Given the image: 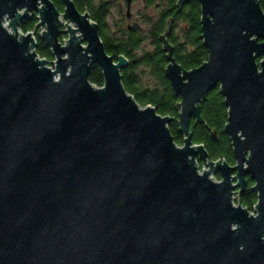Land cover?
<instances>
[{"label": "water", "instance_id": "1", "mask_svg": "<svg viewBox=\"0 0 264 264\" xmlns=\"http://www.w3.org/2000/svg\"><path fill=\"white\" fill-rule=\"evenodd\" d=\"M62 2L59 13L51 0H0V264H264L259 0H198L208 54L190 69L173 57L166 19L159 38L164 74L180 97V145L168 127L175 118L123 87L127 58L105 51L86 10ZM34 12L24 34L21 22ZM37 28L53 61L36 52ZM93 63L100 86L88 80ZM215 87L234 164L191 139L190 120L204 122L200 102ZM246 176L255 214L239 203Z\"/></svg>", "mask_w": 264, "mask_h": 264}, {"label": "trees", "instance_id": "2", "mask_svg": "<svg viewBox=\"0 0 264 264\" xmlns=\"http://www.w3.org/2000/svg\"><path fill=\"white\" fill-rule=\"evenodd\" d=\"M155 0H147L152 4ZM177 0H164L161 9L155 18L147 17V27L125 33L122 37H108L105 33L98 34L103 42L105 51L116 60L117 55H124L127 58V65L120 70L121 81L125 90L130 93L135 101L141 106L150 104L154 106L156 112L161 115H169L175 119L168 123L174 141L180 145L183 142V135L178 131L176 122L177 108L175 103L180 101V97L174 94L169 79L164 74L167 64L165 51L159 35L164 32L166 19L169 17L170 30L165 34L167 41L172 46L173 57L183 68L190 69L199 66L207 59V49L203 45L200 37V4L198 0H190L178 9ZM264 11V0H259ZM55 5V4H54ZM60 8V6H57ZM82 10V6L79 7ZM178 9V10H177ZM92 12V11H91ZM93 20H102L92 12ZM99 22V21H98ZM183 23L179 32L175 31V26ZM35 19H24L21 22L23 31L32 29ZM104 28V26H103ZM104 31V30H103ZM143 42H148L149 49L143 48ZM36 52L40 57L48 60L53 59L49 48L41 40L37 41ZM260 58H257L259 60ZM88 80L95 85H102L103 78L100 67L93 63L88 71ZM200 115L204 122H195L191 118L189 130L193 143H201L205 147L211 159L220 158L234 164L231 142L224 132V124L227 120V105L224 97L219 92V88L211 89L200 102ZM215 129L216 139L211 138L208 129ZM219 178V174H216ZM247 184L239 196V203L249 211L253 210L256 202V192L250 188L254 182L248 176Z\"/></svg>", "mask_w": 264, "mask_h": 264}, {"label": "flooded vegetation", "instance_id": "3", "mask_svg": "<svg viewBox=\"0 0 264 264\" xmlns=\"http://www.w3.org/2000/svg\"><path fill=\"white\" fill-rule=\"evenodd\" d=\"M53 4H55V8L59 13L63 11L64 4L62 0H51ZM74 3L75 8L80 12L84 13L86 12L89 15V18L91 21L95 22L97 24V31L99 30L100 33L107 34L108 37H122L125 35V33H130L137 28H141L138 24H136L133 19V12H132V6L135 2V0L130 1L129 5V14H127V2L126 0H72ZM156 1V2H155ZM155 4L158 6V11L161 9V3L164 0H155ZM154 2L152 4H154ZM142 7L145 6L148 7L151 4H148L147 0H141ZM57 6H60V8H57ZM82 6V10L79 9V7ZM117 6V7H116ZM112 7L117 8L116 15L113 16ZM96 13L98 17L103 16V19H98L97 21L93 20L91 17L92 12ZM124 11V12H123ZM142 15V14H141ZM36 19V13L34 12L32 16H30L27 19ZM152 18V17H151ZM99 21V22H98ZM36 23V20H35ZM34 23V25H35ZM33 25V27H34ZM125 25V26H124ZM104 26V28H103ZM32 27V29H33ZM147 27V24L144 26V28ZM63 28V27H61ZM143 29V28H141ZM39 28L36 29V37L37 41L41 40L38 38L39 34ZM104 30V31H103ZM64 36V34H60L59 38ZM42 41V40H41ZM219 174V173H216ZM216 177V176H215ZM247 177V176H246ZM220 178V177H219ZM218 178V179H219Z\"/></svg>", "mask_w": 264, "mask_h": 264}, {"label": "rangeland", "instance_id": "4", "mask_svg": "<svg viewBox=\"0 0 264 264\" xmlns=\"http://www.w3.org/2000/svg\"><path fill=\"white\" fill-rule=\"evenodd\" d=\"M155 2H154V4H151L148 7L145 6L143 8L141 0H135L134 4L132 6V12L134 14L132 21H134L136 24H138L141 28H144V26L146 25L147 17L155 18L158 15V12H159L158 9L159 8L155 4ZM116 7H112V12H113L112 15L113 16L116 15L115 14L117 12V8ZM182 25H183V23L179 22L177 24V26H175V31L179 32L181 30ZM143 48L149 49L150 48L149 43L148 42H143ZM198 163H199L200 166H202L200 161H198ZM213 176H216V174H214ZM234 201H235V203H237L236 193H235V196H234Z\"/></svg>", "mask_w": 264, "mask_h": 264}, {"label": "built area", "instance_id": "5", "mask_svg": "<svg viewBox=\"0 0 264 264\" xmlns=\"http://www.w3.org/2000/svg\"><path fill=\"white\" fill-rule=\"evenodd\" d=\"M36 16H37V14H36ZM35 20H36V22H37V19H35ZM62 21H65V20L62 19ZM4 24H5V23H4ZM62 27H63V26H62ZM20 28H21V27H20ZM9 30H10V29H9ZM21 30H22V29H21ZM32 30H33V29H29V30H26V31H23V30H22V32L25 34L26 32H31ZM39 32H40V30H39ZM34 36H35L36 41H37L36 32L34 33ZM66 38H67V35L64 34V36H62V37L59 38V39H60V40H63V39H66ZM48 61H53V59L48 60ZM49 65L52 66L51 63H49ZM199 171H201V166H200V165H199ZM213 179L216 180V181L218 180V178H216L215 176H213ZM234 196H235V194L233 195V197H234ZM233 203L236 204L235 201H234V198H233ZM250 213L255 214L253 210H251Z\"/></svg>", "mask_w": 264, "mask_h": 264}]
</instances>
